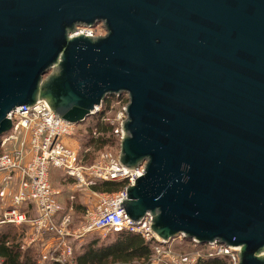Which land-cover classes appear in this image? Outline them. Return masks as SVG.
<instances>
[{
  "label": "water",
  "instance_id": "1",
  "mask_svg": "<svg viewBox=\"0 0 264 264\" xmlns=\"http://www.w3.org/2000/svg\"><path fill=\"white\" fill-rule=\"evenodd\" d=\"M122 95V215L264 264V0H0V146L17 111Z\"/></svg>",
  "mask_w": 264,
  "mask_h": 264
},
{
  "label": "built area",
  "instance_id": "2",
  "mask_svg": "<svg viewBox=\"0 0 264 264\" xmlns=\"http://www.w3.org/2000/svg\"><path fill=\"white\" fill-rule=\"evenodd\" d=\"M126 105L116 117L121 138ZM9 118L12 129L1 138L0 146V200L4 203L0 226L27 225L28 239L23 248L41 245V263L75 264L73 248L68 244V238L73 235L68 231L71 218L62 215L63 208L58 201L61 194L53 189L52 171L59 169L80 187L89 188L98 180L127 181L131 185L133 176L143 174L144 166L138 171L122 169L119 153L106 154L102 164L83 165L79 154L66 143L74 135L76 125L48 113L44 101L10 114ZM125 189L98 195L97 206L87 213L85 226L75 235L129 231L141 234L148 241L155 240L156 245L164 244L153 235L149 217L138 224L122 215L119 201L125 200ZM201 246L208 249L206 253L191 255L175 254L169 249L160 251L157 246L158 258L150 264H198L201 259L214 257H227L232 264H238L237 249L221 244Z\"/></svg>",
  "mask_w": 264,
  "mask_h": 264
},
{
  "label": "trees",
  "instance_id": "3",
  "mask_svg": "<svg viewBox=\"0 0 264 264\" xmlns=\"http://www.w3.org/2000/svg\"><path fill=\"white\" fill-rule=\"evenodd\" d=\"M124 95L120 97L107 98L101 111L91 115L84 122L88 121L86 132L88 139L84 147L88 150L101 151L106 146L114 147L121 143L118 123H112L105 119L106 113L114 108V105L121 107L127 104V98ZM124 98V99H123ZM123 100V101H122ZM122 103L120 104V102ZM92 118V121H90ZM90 152V151H89ZM86 153L84 160L79 156L83 165H85L91 157L90 153ZM86 166V165H85ZM128 186L127 181H101L95 182L90 189L95 193L113 194L124 190ZM75 210L80 213H85L83 205H75ZM8 228L6 231L4 228ZM12 227V228H9ZM16 229L20 232L11 231ZM29 231L27 225L20 227L12 225L0 226V264H58L55 262L41 263L42 246L33 245L28 248H23V238ZM116 236L111 241L100 243V240L95 237L87 245H82V251L76 253L74 260L75 264H134L144 263L150 264L155 256L156 241H148L141 234L129 231L115 232ZM21 237V241L19 240ZM200 247H202L200 245ZM198 264H232L227 257H214L201 259Z\"/></svg>",
  "mask_w": 264,
  "mask_h": 264
},
{
  "label": "rangeland",
  "instance_id": "4",
  "mask_svg": "<svg viewBox=\"0 0 264 264\" xmlns=\"http://www.w3.org/2000/svg\"><path fill=\"white\" fill-rule=\"evenodd\" d=\"M79 32L83 33H89L90 35H93L95 37L105 36L106 32L103 28V25H98L95 28L92 29H79ZM125 98V97H124ZM123 98V99H124ZM123 101V100H122ZM120 102V104L122 103ZM122 103L121 107H117V105H114V108H112L110 111L106 113L105 119L107 121H110L112 123H115V119L117 117L118 112L124 107ZM101 111V109L98 110V112ZM92 121V118L91 120ZM87 123L83 124H77L75 126V132L74 135L71 137H68L66 139V143L68 146L76 151L80 158L84 160V156L86 153L91 154L90 160L85 164L87 167L96 166L99 164H102L104 162V156L108 153H120V144L117 147H111L106 146L101 151H94V150H88L84 147L88 137V132H86V127L88 125ZM51 182L53 189L55 191L60 192V196L58 197V201L61 204L63 208L62 215L63 216H70V225L68 226V231H70L73 235L68 238V244L72 246L73 248V254L75 257L76 253H80L82 251L81 246L87 245L92 241L93 238L97 237L100 240V243L111 241L113 238H115L116 234L114 231H93L88 234H84L83 237H79L75 235V232L77 230H82V228L85 226L86 222V216L87 213L92 211L98 204L100 193L93 192L90 187L86 188L84 186L80 187L75 179H71L68 177H65L61 170L56 169L53 170L51 173ZM1 201V200H0ZM3 202L1 201L0 207L3 206ZM75 205H83L85 207V213H80L75 210ZM12 228V227H9ZM6 231L8 228H4ZM11 231L17 233L18 235L20 232L16 229H12ZM26 235V234H25ZM20 237V236H19ZM27 235L23 238L22 244H25L27 242ZM21 241V237L19 239ZM159 247L158 249L160 251H163L164 249H169L175 254L179 255H191L198 253H206L207 248L206 247H200L198 244L193 243L192 241H187L182 237L175 238L170 240L166 243H161V245H154L155 247ZM158 258V252L155 250V256L153 259ZM134 264H144V263H134Z\"/></svg>",
  "mask_w": 264,
  "mask_h": 264
},
{
  "label": "crops",
  "instance_id": "5",
  "mask_svg": "<svg viewBox=\"0 0 264 264\" xmlns=\"http://www.w3.org/2000/svg\"><path fill=\"white\" fill-rule=\"evenodd\" d=\"M14 188V187H13ZM0 204H1V201H0ZM0 210H1V207H0ZM1 212V211H0Z\"/></svg>",
  "mask_w": 264,
  "mask_h": 264
}]
</instances>
